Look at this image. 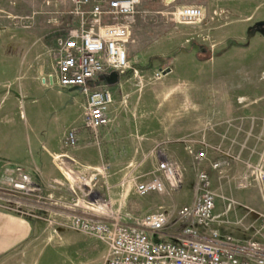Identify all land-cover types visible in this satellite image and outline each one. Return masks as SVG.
Here are the masks:
<instances>
[{
    "label": "rangeland",
    "instance_id": "374dc122",
    "mask_svg": "<svg viewBox=\"0 0 264 264\" xmlns=\"http://www.w3.org/2000/svg\"><path fill=\"white\" fill-rule=\"evenodd\" d=\"M205 1H209V9L202 5ZM189 5L203 8L202 23L177 22L176 10ZM72 9L70 0H0V32L27 36L40 43L41 48L32 53L42 59L47 70L55 72L67 30L74 24ZM261 20L264 0H142L129 40L134 48L129 54L133 63L121 74L128 86L121 95L119 119L128 125L116 131L114 139L107 142L101 136L98 142L112 163L104 161L105 172L111 171V185L104 183L90 194L79 184L72 188L67 185L65 199L53 200L56 205H48L47 200L21 208L8 204L9 208H3L7 215L37 214L51 221L33 226L31 235L7 250L0 264H103L109 257V247L97 237L71 227L74 214L91 212L85 207L90 202L96 204L105 219L132 226L160 208L167 209L175 219L179 208L194 198L200 168L187 153L189 144L185 143L190 140L203 141V145H197L207 150L202 166L221 163L211 175L216 195L215 227L223 236L230 235L242 244L252 238L262 241L264 191L254 176L253 166L264 148V58L247 65L236 52L220 58L231 48L248 45L256 33L264 35ZM165 36L172 40L176 37L182 47H171L170 40H163ZM260 49L255 46L251 52ZM163 53V57L156 56ZM189 53L197 60L192 71L189 65H174L180 55ZM140 57L143 60L137 59ZM158 70L165 72L160 79L155 77ZM176 72L183 74L184 79L178 80L173 74ZM103 78L99 74L90 84L95 86ZM80 114V109L74 112L78 123ZM159 114L167 119V140L175 141L172 144L147 143L148 135L157 132ZM148 120L153 128H148ZM221 121L226 127L224 134L215 136L212 143L203 139L208 132L214 133L210 124ZM165 160L177 166L181 187L138 195L137 185L159 175L158 165ZM2 161L34 167L33 160ZM45 164L50 165V160ZM52 167L55 170L53 164ZM72 172L71 176L67 174L70 182L79 174Z\"/></svg>",
    "mask_w": 264,
    "mask_h": 264
},
{
    "label": "built area",
    "instance_id": "2783aa9c",
    "mask_svg": "<svg viewBox=\"0 0 264 264\" xmlns=\"http://www.w3.org/2000/svg\"><path fill=\"white\" fill-rule=\"evenodd\" d=\"M141 1L70 0L74 24L67 30L55 61L56 71L49 78L53 82L55 76L61 88L82 89L81 94L85 97L84 129L97 144L111 122L109 111L114 96L106 88L89 85V80L104 72L123 74L131 68L128 43L138 20ZM143 12L147 14V11ZM204 18L201 6L189 5L176 10L179 24L197 25ZM164 73V70H158L155 77L160 79ZM63 141L67 148L77 147L80 141L77 130H70ZM186 150L200 168L194 198L179 208L175 219L167 209L160 208L132 226L105 219L94 202L85 205L91 211L88 214L72 216L73 229L93 235L109 247L113 256L107 264H264V216L261 220L262 241L252 238L242 244L230 235L223 236L215 227L216 195L211 177L221 163L215 161L208 168L202 166L207 157L205 146L192 144ZM105 170L103 165L92 174H78L71 183L83 186L90 194L104 185ZM71 173L68 172L70 176ZM253 173L264 191V148L259 162L253 166ZM158 174L137 185L138 195L143 197L150 192L163 193L167 188L176 190L181 187L179 170L171 161H161ZM45 200L43 187L26 167L0 162L1 208H9L8 204L21 208ZM155 235L159 238L155 239Z\"/></svg>",
    "mask_w": 264,
    "mask_h": 264
},
{
    "label": "crops",
    "instance_id": "0c3cea01",
    "mask_svg": "<svg viewBox=\"0 0 264 264\" xmlns=\"http://www.w3.org/2000/svg\"><path fill=\"white\" fill-rule=\"evenodd\" d=\"M209 4V1L202 3L206 9H209ZM260 22L264 24V20ZM174 38L172 40L165 36L163 40H170L171 47L172 44L174 48L182 47V43L176 42L177 38ZM39 45L40 43L32 41L27 36L0 32V162H10L2 161L6 159L19 162L33 160L34 167L27 168V165V170L33 179L43 187L47 204L56 205L53 200L65 199L64 188L68 187L67 185L73 187L67 179L69 171L89 175L99 170L105 160L110 165L112 163L103 155L101 145L94 143L84 129L85 97L79 89L61 88L55 76L53 82L50 80L49 76L54 72L47 70L46 66L42 64V59L35 58V54L32 53V50L41 48ZM255 46H259L261 49L251 52ZM133 49V44L128 43L130 56ZM234 52L238 54L239 59L245 65L251 61L255 63L262 61L264 58V35L256 33L248 45L231 48L220 58L226 59ZM163 55L164 53L156 56L163 57ZM137 59L143 60V57ZM131 61L133 63L132 59ZM174 65H189L192 71L194 68L192 66H197V60L193 58L192 53L182 54L174 62ZM174 71L172 69V72ZM101 74L104 76L101 83L93 86L89 80V84L93 87L106 88L114 96V103L109 111L111 122L102 135L103 141L108 142L114 139L116 131H120L128 125L119 119L123 104L121 95L128 86V80L116 71ZM173 74L178 80L184 79L181 73ZM190 76H194V73H190ZM78 109L81 112V123H78L77 117L74 115ZM166 120L165 116L159 114L156 124L157 132L148 135V144L161 145L175 142L167 140V134L170 132L166 131ZM150 122L152 121L148 120L147 126L153 128L154 126L153 124L150 126ZM262 124L264 127V123ZM210 125H212L214 133L208 132L203 139H209L212 143L215 136L224 134L226 127L223 125V121L221 124L216 122ZM70 130H77L80 140L78 146L74 148H67L63 141ZM185 144L197 146L203 145V141L190 140ZM166 155L171 156L168 153ZM158 156L161 157L162 153H159ZM37 160L42 162L40 166L35 162ZM47 160H50V165L45 164ZM52 164L56 171L53 170ZM110 173L111 171L105 172V183L108 185H111ZM6 212L8 211L0 208V258L7 250L15 248L26 240L33 232V226L51 221L37 214L29 217L20 213L17 216L7 215ZM112 256L113 253L109 251V257L103 264H107Z\"/></svg>",
    "mask_w": 264,
    "mask_h": 264
},
{
    "label": "water",
    "instance_id": "95a60500",
    "mask_svg": "<svg viewBox=\"0 0 264 264\" xmlns=\"http://www.w3.org/2000/svg\"><path fill=\"white\" fill-rule=\"evenodd\" d=\"M168 71H170V69ZM74 89H79L80 91L82 90L81 88H74Z\"/></svg>",
    "mask_w": 264,
    "mask_h": 264
},
{
    "label": "trees",
    "instance_id": "16d2710c",
    "mask_svg": "<svg viewBox=\"0 0 264 264\" xmlns=\"http://www.w3.org/2000/svg\"><path fill=\"white\" fill-rule=\"evenodd\" d=\"M208 57H210V56H208Z\"/></svg>",
    "mask_w": 264,
    "mask_h": 264
}]
</instances>
